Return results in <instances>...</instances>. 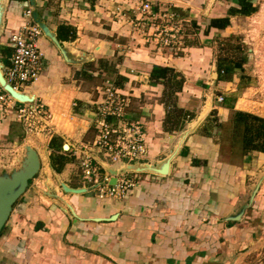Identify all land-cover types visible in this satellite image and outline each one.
I'll return each instance as SVG.
<instances>
[{
    "label": "crops",
    "instance_id": "1",
    "mask_svg": "<svg viewBox=\"0 0 264 264\" xmlns=\"http://www.w3.org/2000/svg\"><path fill=\"white\" fill-rule=\"evenodd\" d=\"M35 1L57 38L75 32L72 41L60 43L78 63L65 62L49 38L39 37L42 73L25 94L50 112L51 134L27 136L0 102V146L21 152L19 157L31 146L40 159L39 173L14 205L0 236V264H239L256 250L264 227L255 209L263 184L242 219L229 218L248 201L264 153L244 155L241 150L238 155L229 135L236 131L234 112L264 114L243 107L238 73L219 80L217 46L243 34L237 22L258 13L233 16L229 27L218 30L210 28L211 20L239 9V0H151L157 17L172 13V24L180 23L184 30L181 50L159 49L149 28L152 17L141 12L140 0ZM28 9L29 0H6L0 29L4 66L12 52L10 35L34 24L25 17ZM248 37L243 41L250 57ZM156 67L172 68L184 79L176 104L192 118L180 131L165 130V87L151 82ZM116 81L131 97L128 117L144 126L147 147L142 160L127 165L136 168L130 175L139 183L125 200L101 198L81 169L85 148L97 137L99 89ZM219 96L223 102L217 101ZM173 154L167 176L137 170ZM93 156L101 178L109 175L108 168L120 167L97 151ZM63 184L88 190L67 193Z\"/></svg>",
    "mask_w": 264,
    "mask_h": 264
},
{
    "label": "built area",
    "instance_id": "2",
    "mask_svg": "<svg viewBox=\"0 0 264 264\" xmlns=\"http://www.w3.org/2000/svg\"><path fill=\"white\" fill-rule=\"evenodd\" d=\"M140 7L141 12L152 17L149 28L153 32L152 40L159 49L181 50L184 47V30L179 26L180 23L172 24L175 20L172 13L157 17L153 13L151 0H140ZM25 16L31 17L30 9L26 10ZM157 20L163 22L157 23ZM41 35L38 26L28 23L9 37L12 52L8 57V65L3 67V73L6 81L20 93L25 94L27 88L34 84L42 73L44 57L38 47ZM99 95L95 122L97 137L90 148H85L86 152L81 161L83 178L91 188L98 191L101 198L125 200L138 185V180L129 173L123 174L117 178L116 185L111 186L109 175L100 177L101 170L94 162L93 152L103 154L111 164H130L142 160L147 154L144 126L128 117L131 97L123 93L120 87L108 83L99 89ZM217 101L223 102V97L219 96ZM0 102L21 122L27 136L51 134L48 125L51 114L37 100L20 104L3 93L0 95Z\"/></svg>",
    "mask_w": 264,
    "mask_h": 264
},
{
    "label": "trees",
    "instance_id": "3",
    "mask_svg": "<svg viewBox=\"0 0 264 264\" xmlns=\"http://www.w3.org/2000/svg\"><path fill=\"white\" fill-rule=\"evenodd\" d=\"M21 1L25 2L27 0ZM254 1L239 0V9H231L229 15L225 18L211 20L210 28L224 30L230 26L231 17L236 15L249 17L257 13L258 6L254 4ZM69 32L71 31H67L64 36L59 34L58 39L60 41H72L75 38V32L72 31L71 34ZM232 43H235L234 46ZM192 44L195 45V43ZM7 53H10L9 49ZM248 59V47L241 37L232 36L231 38L218 42L217 68L219 72H223V74L219 75V80H230L238 73L242 83L246 82V80L248 81L244 68ZM151 82L153 84H162L165 87L163 98L164 105L167 109V116L164 122L165 130L168 132L180 131L185 120L187 121L192 118V115L178 108L176 104L177 93L182 90L184 84L183 77H180V74L172 68L156 67L152 71ZM113 84L118 87L122 83L116 81ZM0 90L2 94H7L2 88ZM231 123L232 127L237 131V136L241 135L243 142L240 148L244 155L252 152L264 153V118L237 111L233 113Z\"/></svg>",
    "mask_w": 264,
    "mask_h": 264
},
{
    "label": "water",
    "instance_id": "4",
    "mask_svg": "<svg viewBox=\"0 0 264 264\" xmlns=\"http://www.w3.org/2000/svg\"><path fill=\"white\" fill-rule=\"evenodd\" d=\"M29 3H30V11H31L30 18L32 22L36 26H38L42 34H44L47 38L51 40V42L59 50L65 62L71 64L78 63V61L71 58L67 49L60 43V40L45 24L43 18L41 17V14L38 11L36 1L29 0ZM5 9H6V0H0V29L2 26ZM3 67H4L3 63L0 62V88H2L4 92H6L11 98H13L15 101H17L20 104L34 102L35 98L33 96L20 93L6 81L3 73ZM25 151L26 152L24 156H20L19 157L20 159L17 160V164H19L18 167L16 168L13 167L9 172L4 170L0 172V236L5 229V225L9 220L14 205L26 192L29 183L37 176L40 170V159L38 153L31 146H25ZM174 155L175 154H173L172 156H170V158H167L166 160H164L163 162H161L156 166L149 165V166H145L144 168H137V170L149 171L161 176H167L170 172L171 160ZM127 165L128 164H122L117 169L108 168L107 172L111 176L109 182L111 186L116 185L117 178L119 176L128 173L130 174L131 168H133V166L127 167ZM133 169L136 168L134 167ZM263 180H264V171L258 175L256 182L252 186L248 201L244 202V204L239 208L237 213L229 218L230 221L236 222L242 219L246 210L250 208L251 205L253 204L256 195L260 190ZM62 187L65 192L72 194H81L88 190L87 187L80 189L69 188L65 184H63ZM68 211H70L74 216H76L75 210L71 205H68Z\"/></svg>",
    "mask_w": 264,
    "mask_h": 264
},
{
    "label": "rangeland",
    "instance_id": "5",
    "mask_svg": "<svg viewBox=\"0 0 264 264\" xmlns=\"http://www.w3.org/2000/svg\"><path fill=\"white\" fill-rule=\"evenodd\" d=\"M254 4L258 6V14L255 15L254 19L251 20L250 18L244 23H241V21L237 22V30L243 32L239 37L245 39V36H249V39L246 40L249 42V48L253 49V53L249 57L250 60H248V66L246 69L248 81L246 80V82L242 83L241 95H244V108L248 107L255 112L264 114V0H255ZM234 44L232 43L233 46ZM229 128H225L228 133L230 132ZM224 135L227 136L228 134ZM229 137L231 140L235 141L234 145L237 146V154L239 155L241 151L240 145H242L243 142L241 135L237 136L236 131L231 133ZM0 149H2L3 153L0 155V172H2V170L9 172L13 167L16 168L19 166L17 160L20 159L19 154L21 152L14 151L7 146H0ZM263 171L264 162L258 173L260 174ZM262 184L260 201L255 209L257 212H260L261 221L264 222V180ZM259 232H261L262 235H258L257 241L259 242L256 250L252 253L246 254L239 264H264V227L262 230H259Z\"/></svg>",
    "mask_w": 264,
    "mask_h": 264
}]
</instances>
